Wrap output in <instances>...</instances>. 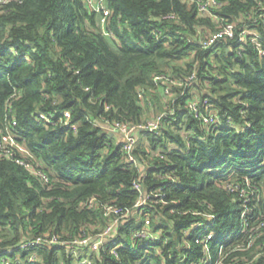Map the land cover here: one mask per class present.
Listing matches in <instances>:
<instances>
[{
	"label": "trees",
	"instance_id": "16d2710c",
	"mask_svg": "<svg viewBox=\"0 0 264 264\" xmlns=\"http://www.w3.org/2000/svg\"><path fill=\"white\" fill-rule=\"evenodd\" d=\"M200 1L0 4V131L49 176L0 154V264H264V0Z\"/></svg>",
	"mask_w": 264,
	"mask_h": 264
},
{
	"label": "built area",
	"instance_id": "2783aa9c",
	"mask_svg": "<svg viewBox=\"0 0 264 264\" xmlns=\"http://www.w3.org/2000/svg\"><path fill=\"white\" fill-rule=\"evenodd\" d=\"M5 0H0V4L4 2ZM88 2L91 3V5L98 11L103 12V17L102 20L105 21L107 17L110 15L111 11L110 9L105 5L104 0H88ZM220 4L219 1L217 0H201L199 3V11L202 13H207L210 10V6H216L217 4ZM174 16V15H170ZM246 32V31H245ZM245 32L241 33V39L245 38ZM236 35V25L234 23H227L225 24L221 29L212 32L206 40L203 41L204 47H209L213 44H215L219 39L222 38H234ZM257 39V37H255ZM261 53L264 54L263 51ZM164 77V76H163ZM193 75L191 76V78ZM190 107L191 108H196L197 102L196 101H191L190 102ZM167 113H161L158 116H155L150 121H147L146 123H141V124H134V125H129L125 123H118L115 126H111L110 130L115 131L123 135L124 139V148L131 152L135 144L137 142V138L140 132H145V131H155L158 132L160 127L163 124L164 117ZM67 115L69 113L67 112ZM42 117H46L44 114L41 115ZM207 123L211 122L213 119V116H208L204 118ZM0 154L4 157L11 158L18 162L19 164L23 165L26 169L31 171L33 174L39 175L41 178H43L45 181L49 180V176L47 175L46 172L42 171L41 169H37L34 165V154L30 151V149L25 145V143L21 142L19 139H17L16 134L9 128L6 129V131H0ZM133 159V157H131ZM135 186L137 188H140V182H135ZM244 191V190H243ZM145 198H141L137 205H143L145 203ZM127 213V212H126ZM244 216V213H243ZM118 220L114 221L113 224H111L105 232L102 234L101 237L98 238V240H95L94 245L97 246L100 241L104 239V237L110 233L113 228L115 227V224L117 223ZM215 235V230L213 229L211 231V234L209 237ZM138 236H148V233L144 231L138 232ZM44 238L39 237L35 241H27L24 242L22 245L23 246H29L32 244H36L39 242L44 241ZM56 241V238H53L49 240L48 242H54ZM87 239L82 240L81 242H87ZM222 245V244H221ZM221 249L223 247L221 246ZM87 262V263H86ZM82 263L90 264L88 260H83Z\"/></svg>",
	"mask_w": 264,
	"mask_h": 264
},
{
	"label": "rangeland",
	"instance_id": "374dc122",
	"mask_svg": "<svg viewBox=\"0 0 264 264\" xmlns=\"http://www.w3.org/2000/svg\"><path fill=\"white\" fill-rule=\"evenodd\" d=\"M153 108L154 110H152L151 108L147 110V115H146L147 120H152L157 115L158 112L157 107L154 105ZM118 139L119 140L124 139L123 135H119ZM229 214L231 221H234L236 224H238V222L240 221V212L238 211V209L235 206H232L230 208Z\"/></svg>",
	"mask_w": 264,
	"mask_h": 264
}]
</instances>
